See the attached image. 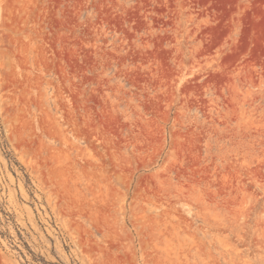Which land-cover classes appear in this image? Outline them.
Wrapping results in <instances>:
<instances>
[{
	"label": "rangeland",
	"instance_id": "1",
	"mask_svg": "<svg viewBox=\"0 0 264 264\" xmlns=\"http://www.w3.org/2000/svg\"><path fill=\"white\" fill-rule=\"evenodd\" d=\"M0 264H264V0H0Z\"/></svg>",
	"mask_w": 264,
	"mask_h": 264
}]
</instances>
